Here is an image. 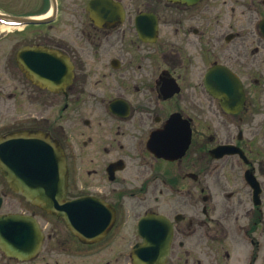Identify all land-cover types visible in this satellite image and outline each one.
<instances>
[{
    "label": "flooded vegetation",
    "instance_id": "obj_1",
    "mask_svg": "<svg viewBox=\"0 0 264 264\" xmlns=\"http://www.w3.org/2000/svg\"><path fill=\"white\" fill-rule=\"evenodd\" d=\"M27 137L66 218L0 171L41 236L0 264H264V0H0V167Z\"/></svg>",
    "mask_w": 264,
    "mask_h": 264
},
{
    "label": "water",
    "instance_id": "obj_2",
    "mask_svg": "<svg viewBox=\"0 0 264 264\" xmlns=\"http://www.w3.org/2000/svg\"><path fill=\"white\" fill-rule=\"evenodd\" d=\"M14 164V168L1 169L9 187L32 204L58 215L55 211L58 206L57 193L61 190L63 193L67 178L61 151L48 141L22 143L19 145V152L16 151ZM76 205V201L68 203L67 208L72 210V215H76ZM64 207L62 206L63 209ZM74 225L76 228L75 223L72 224L73 227ZM39 234L38 225L33 219L20 215L0 217V246L7 255H14L10 244L19 242L20 246L26 247L29 244H24L25 242L39 241Z\"/></svg>",
    "mask_w": 264,
    "mask_h": 264
}]
</instances>
